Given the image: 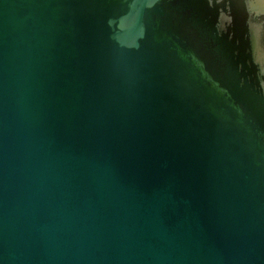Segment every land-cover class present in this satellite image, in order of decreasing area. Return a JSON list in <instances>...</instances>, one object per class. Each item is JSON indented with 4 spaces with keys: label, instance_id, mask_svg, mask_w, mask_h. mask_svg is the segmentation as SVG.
I'll use <instances>...</instances> for the list:
<instances>
[{
    "label": "water",
    "instance_id": "water-1",
    "mask_svg": "<svg viewBox=\"0 0 264 264\" xmlns=\"http://www.w3.org/2000/svg\"><path fill=\"white\" fill-rule=\"evenodd\" d=\"M0 264H264V0H0Z\"/></svg>",
    "mask_w": 264,
    "mask_h": 264
}]
</instances>
